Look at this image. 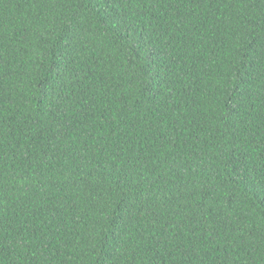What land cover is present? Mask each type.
<instances>
[{"label":"trees","instance_id":"1","mask_svg":"<svg viewBox=\"0 0 264 264\" xmlns=\"http://www.w3.org/2000/svg\"><path fill=\"white\" fill-rule=\"evenodd\" d=\"M0 264H264V0H0Z\"/></svg>","mask_w":264,"mask_h":264}]
</instances>
